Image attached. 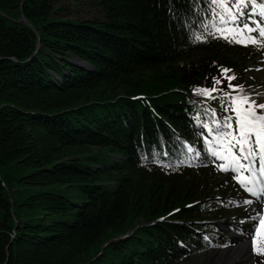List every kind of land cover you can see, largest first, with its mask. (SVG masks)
I'll return each instance as SVG.
<instances>
[{"label":"trees","instance_id":"obj_1","mask_svg":"<svg viewBox=\"0 0 264 264\" xmlns=\"http://www.w3.org/2000/svg\"><path fill=\"white\" fill-rule=\"evenodd\" d=\"M95 2L100 17L74 20L59 0H0V264H185L228 246L199 222L239 211L233 182L182 155H205V109L224 116L223 69L251 84L252 49L201 26L209 0ZM214 78L216 99L193 91Z\"/></svg>","mask_w":264,"mask_h":264},{"label":"snow or ice","instance_id":"obj_2","mask_svg":"<svg viewBox=\"0 0 264 264\" xmlns=\"http://www.w3.org/2000/svg\"><path fill=\"white\" fill-rule=\"evenodd\" d=\"M251 8V12L247 9ZM208 11L211 18L202 22L201 26L211 29L231 43L241 45L253 44L264 48V2L260 0H209ZM196 40L207 37L194 33ZM229 83L227 87L233 92H225L226 104L221 101V107L226 114L221 119L215 116V109H205L212 114L211 122H204L202 127L208 130L211 138L204 136V143L212 156L219 157L223 163L219 169L225 172L234 171L235 179L252 197L258 198V208L253 217L259 218L260 224L255 228L252 238V250L255 254L264 257V92L246 90L244 85H233L230 81L234 74L227 75L232 70L223 69ZM219 83L214 78L212 88H194V92H202L211 99L212 92L222 91L215 87ZM251 89V86H249ZM260 102H257V101ZM199 113L197 122L199 123ZM210 125H215L213 128ZM189 151H193L189 147ZM197 155L200 153L197 152ZM159 163L160 161H156ZM252 199H245L243 203L252 204ZM207 239V238H206ZM264 264V262H262Z\"/></svg>","mask_w":264,"mask_h":264},{"label":"rangeland","instance_id":"obj_3","mask_svg":"<svg viewBox=\"0 0 264 264\" xmlns=\"http://www.w3.org/2000/svg\"><path fill=\"white\" fill-rule=\"evenodd\" d=\"M96 0H59L60 10L58 11V15L63 18H71L74 20H85V19H93L99 16L98 6H96ZM263 48L261 47V50ZM252 54L249 53L247 57H250ZM241 69V68H240ZM247 72L246 75L248 78H252L255 82L249 89V86L245 88L246 90H254L256 92H264V52L261 54L254 53L253 58H249L246 63V68H244ZM257 102H260L259 100ZM225 178H228V175H224ZM248 204H243L241 206L242 212L236 211L233 216L234 220L227 217L223 222V225L229 226L228 228L237 230L239 224H244L246 222L250 223L252 227V219L249 217H253L255 215V211L247 206ZM247 208V210H246ZM255 208V207H254ZM253 208V209H254ZM240 239V243L231 248H236V251L233 252H222L217 253L211 252L205 255H197L192 261L186 262L185 264H253L252 256L249 249H242V244L244 241ZM235 253V254H234ZM232 255V256H231ZM255 253L253 255L255 261ZM257 257V255H256Z\"/></svg>","mask_w":264,"mask_h":264},{"label":"water","instance_id":"obj_4","mask_svg":"<svg viewBox=\"0 0 264 264\" xmlns=\"http://www.w3.org/2000/svg\"><path fill=\"white\" fill-rule=\"evenodd\" d=\"M19 22H23V23H25L27 26L32 27L31 24L28 22V20H27L23 15H22L21 20H19ZM40 46H41V42L38 40V42H37V50L39 49ZM37 50H36V51H37ZM0 59H1V58H0ZM71 61H72L73 63H75L76 65H78V66H82V67L86 66L84 62H82L81 60H77L76 58H72ZM248 244H249V243H248ZM249 245H250V244H249ZM226 251H228V249H226V250H219V251L216 252V254H217V253L226 252ZM250 253H251V256H252V262H253L252 245H250ZM253 264H254V263H253Z\"/></svg>","mask_w":264,"mask_h":264},{"label":"bare ground","instance_id":"obj_5","mask_svg":"<svg viewBox=\"0 0 264 264\" xmlns=\"http://www.w3.org/2000/svg\"><path fill=\"white\" fill-rule=\"evenodd\" d=\"M24 24H25V23H24ZM241 246H242V249H243V250H245V249H249V248H250V245H249L248 243H246V242H244ZM234 250L236 251V248H234V249H233V248L228 249L229 252H231V251L233 252ZM234 254H235V253H234ZM201 255H203V254H201ZM231 256H232V255H231ZM248 264H249V263H248Z\"/></svg>","mask_w":264,"mask_h":264}]
</instances>
